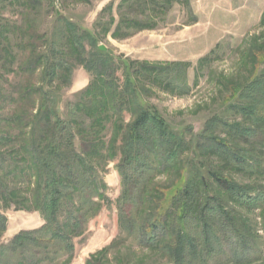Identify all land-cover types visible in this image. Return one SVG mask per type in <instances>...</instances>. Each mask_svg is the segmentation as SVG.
Instances as JSON below:
<instances>
[{
    "label": "trees",
    "instance_id": "trees-1",
    "mask_svg": "<svg viewBox=\"0 0 264 264\" xmlns=\"http://www.w3.org/2000/svg\"><path fill=\"white\" fill-rule=\"evenodd\" d=\"M177 1L122 0L114 35L127 36L153 28L156 18ZM14 4L28 17L43 5V0H0L4 9ZM25 21L13 22L0 14V99L18 105V112L12 117L0 115V123L4 128H19L17 133L0 130V146L11 145L10 153L20 151L24 153L22 159L26 153L29 155L30 169L37 176V186L29 200L42 213L46 224L41 230L20 233L6 249L21 250L25 262L20 261L21 264L41 263L33 255L28 256V250L33 248L48 252L50 247H59L73 255V238L86 230L89 219L97 216L103 207L95 196L108 201L94 164L96 156L103 157L108 149L113 159L117 150L122 153L118 169L124 190L118 216L121 233H126L127 238L166 253L171 264H254L262 259L264 248L258 251L260 235L239 207L248 211L260 209L264 213L263 187L252 181L241 183L230 171L243 172L249 178L258 173L264 175L260 157L252 148L254 139L264 141V117L258 108V104L264 103V78L256 77L242 88L241 98L252 103L232 106L242 114L240 120L228 121L216 115L199 133H194L193 127L180 130L142 100L146 90L140 89V85L154 83L180 88L174 82L181 78L179 71L187 63L128 65L123 60L125 78L120 85L119 62L98 47L99 41L92 33L67 20L66 27H62L63 46L51 42L48 53H44L39 51L40 42L48 40L37 33L30 18ZM114 21L112 18L109 25ZM15 37L20 39L16 45L27 52L22 63H18ZM88 40L92 51L87 49ZM75 65L83 66L94 78L83 97L72 104L71 112L77 120H66L61 117L54 94L45 85H69ZM42 67L44 75L39 85L25 81L13 85L10 94L1 92L4 84L12 85L8 76L35 75ZM37 93L36 103L31 97ZM27 100L31 105L24 108L21 104ZM33 107L38 109L36 114ZM125 111L132 115L130 123L124 121ZM88 116L92 118L89 122L85 120ZM115 116L118 118L113 120ZM249 120L256 122L255 125H248ZM109 122H113L114 132L107 144L103 136ZM219 128L225 136L219 134ZM119 138L122 143L118 147ZM164 173L178 177L173 187L184 180L172 196H169L170 188L166 192L153 182L154 176ZM0 191L3 196L8 193L9 200L17 206L25 207L26 198L4 189L1 179ZM78 192L81 203L76 206L72 201ZM261 219L264 231V216ZM5 223L6 217L0 213V230L5 228ZM40 232L50 236H37ZM103 257L96 260L93 256L86 264H103Z\"/></svg>",
    "mask_w": 264,
    "mask_h": 264
},
{
    "label": "rangeland",
    "instance_id": "rangeland-1",
    "mask_svg": "<svg viewBox=\"0 0 264 264\" xmlns=\"http://www.w3.org/2000/svg\"><path fill=\"white\" fill-rule=\"evenodd\" d=\"M121 1L43 0V5L31 12L28 17L24 12L21 13L22 8L17 4L7 5L5 9L0 6V14L10 21L19 23H25V19L30 18V22L35 24L37 33L48 40L47 43L40 42L39 51L44 53H48L51 42H56L59 47L63 46L62 27H66L67 20L78 25L82 31H89L98 39V47L104 46L105 50L100 49L113 55L116 62H119L120 69L117 75L120 85H123L125 78L123 60H127L128 65L135 62L153 66H166L168 63L176 62L187 63L188 65L179 71L181 78L174 82L180 88L175 89L170 85L162 87L154 83L139 84L140 89L146 90L143 92L142 100L156 109L176 129L193 127V132L199 133L216 115L223 116L228 121L242 118V114L232 106L235 103H252L251 100L241 98L242 88L256 77L264 78V23L262 22L264 0H178L168 12L156 18L157 23L153 28L142 29L127 36H116L114 32L118 28L122 12L119 10ZM112 18L115 21L109 25ZM108 25L110 29L106 31ZM19 40L15 37L13 43L19 55L18 63H22L27 52L16 45ZM86 46L88 51L93 50L89 40ZM43 71L44 67L35 75L28 74L21 78L12 74L8 76L12 85L4 84L1 92L10 94L14 89L13 85L15 87L17 83L21 84L25 81H33L39 85L44 75ZM93 78L94 75L83 66L75 65L69 85L57 83L45 85L47 90L50 89L54 94L63 119L77 120L71 112L72 104L83 97ZM38 98V93L31 97L36 103ZM21 105L25 108L30 107L31 104L27 100ZM17 107L16 103L0 99V115L3 117H12V114L18 112ZM37 107H33V114L37 113ZM258 108L260 115L264 117V103L258 104ZM123 115L124 121L130 123L132 115L127 111ZM115 118L118 117H113V120ZM91 119L88 116L85 120L89 122ZM112 123H108L103 136L107 144L110 143L114 132ZM255 123L253 120L247 122L252 126ZM262 126L264 127V121ZM18 129L4 128L2 122L0 123V130L5 132L17 133ZM219 129L220 134L223 129ZM221 135L225 136V133L222 132ZM121 140L119 138L118 147L122 143ZM257 140L254 139L252 148L254 154L260 157L264 171V141ZM76 142L80 150L79 137ZM11 149L9 144L5 147L0 146V154H3L0 155V179L4 183V189L15 191L19 198H26V204L25 207H19L9 200L8 193H5L4 197L0 191V213L6 217L5 228L0 230V264H21L20 261L25 263L21 250L13 252L6 248L11 246L12 241L20 233L41 230L46 224L42 213L32 207L29 200L33 196V188L37 186L35 171L30 169V157L26 153L22 159L24 154L22 151L23 154H20V151L11 154ZM6 151L9 153H5ZM109 153V150L105 149V155L96 156L94 161L104 184L102 190L108 201L103 200L100 195L95 196L96 202L103 204V207L97 216L89 219L86 230L80 236L73 238L75 245L73 255L59 247H50L48 252L41 248L30 249L28 256L33 255V258L40 260V264H86L93 256L96 260L104 256L103 264H171L166 253L141 246L136 239L127 238L126 233H121L118 207L124 185L118 166L122 153L117 150L114 159L110 158ZM230 172L237 181L241 183L252 181L257 186H262L264 190V175L261 173L256 174L258 176H254V179L243 172ZM154 177L155 185L162 187L166 192L170 188L169 196H172L184 183L182 178L173 187L178 179L173 173ZM72 202L79 206L81 193L78 192ZM239 209L250 217L251 222L253 221V226L260 235L258 251H263L264 231L261 217L264 213H261L260 209L254 211L241 207ZM40 235L50 236L46 232L37 234ZM102 251L104 252L101 253ZM259 257L261 258V255ZM254 264H264V256Z\"/></svg>",
    "mask_w": 264,
    "mask_h": 264
},
{
    "label": "water",
    "instance_id": "water-1",
    "mask_svg": "<svg viewBox=\"0 0 264 264\" xmlns=\"http://www.w3.org/2000/svg\"><path fill=\"white\" fill-rule=\"evenodd\" d=\"M100 48H101L102 50H105V49H106L104 46H101Z\"/></svg>",
    "mask_w": 264,
    "mask_h": 264
}]
</instances>
